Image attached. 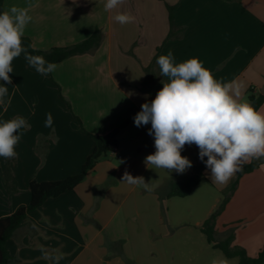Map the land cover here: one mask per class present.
I'll use <instances>...</instances> for the list:
<instances>
[{
	"label": "crops",
	"instance_id": "1",
	"mask_svg": "<svg viewBox=\"0 0 264 264\" xmlns=\"http://www.w3.org/2000/svg\"><path fill=\"white\" fill-rule=\"evenodd\" d=\"M105 2L3 1V12L12 6L29 8L33 19L23 37L36 50L74 45L96 30L104 38L97 49L57 64L47 76L30 67L23 54L13 61L5 98L11 102L7 111L0 107V120L22 116L30 127L22 130L15 149L18 158L0 157V219L30 203V181H59L80 173L94 150L81 124L89 134L106 135L151 102L141 87L145 68L158 49L159 56L171 50L176 63L197 57L217 79L243 84L244 101L250 90L260 93L264 86V0H125L120 10L136 16L126 25L114 21L116 12H106ZM168 6L174 7L178 30L171 39ZM162 87L161 82L155 85L153 99ZM258 111H264V104ZM47 113L52 116L51 127H45ZM150 128V123L136 127L132 118L120 131L115 151L101 159L82 183L30 212L6 243L7 264H51L42 258L41 246L53 254L64 253L59 264H170L175 249L170 255L166 242L183 223L170 219L174 198L166 200V192L170 182L191 175L200 162L199 149L193 144L182 150L181 155L192 161L185 176L148 168L144 160L156 150ZM8 163L18 188L13 194H8L4 179ZM125 171L152 181L153 191L123 183ZM236 176L226 185L216 184L206 167L204 180L180 199H191L203 183L222 193ZM220 203L219 196L207 203L195 225L200 228ZM187 213L193 217L186 211L184 218ZM242 221V228L235 226ZM230 228L235 230L234 246L257 257L264 247V163L241 177L218 216L216 235Z\"/></svg>",
	"mask_w": 264,
	"mask_h": 264
},
{
	"label": "clouds",
	"instance_id": "2",
	"mask_svg": "<svg viewBox=\"0 0 264 264\" xmlns=\"http://www.w3.org/2000/svg\"><path fill=\"white\" fill-rule=\"evenodd\" d=\"M125 0H106L104 10L115 11L114 21L120 25L131 24L136 16L123 11ZM33 17L28 7L12 6L0 12V107L10 106L9 87L14 71L13 61L24 55L30 67L43 76L54 72L56 63L43 56L32 55L23 45L24 31ZM160 76L166 77L163 87L151 102L141 105L134 117L136 127L151 124L148 135L154 136L155 152L146 156L144 163L152 169H164L183 174L192 167V161L181 152L184 147L196 145L199 159L210 170L211 182L226 185L245 163L264 159V111H258L241 99L244 85L235 81L224 82L204 67L197 57L176 63L173 52L157 58ZM14 86L13 88H16ZM51 113L46 114L45 127L52 126ZM29 126L26 118L15 116L0 120V157L18 158L16 146L23 131ZM205 157L207 160L205 161ZM122 182L151 192L152 181L143 176H133L127 171ZM42 258L59 264L64 253L53 254L40 247Z\"/></svg>",
	"mask_w": 264,
	"mask_h": 264
},
{
	"label": "trees",
	"instance_id": "3",
	"mask_svg": "<svg viewBox=\"0 0 264 264\" xmlns=\"http://www.w3.org/2000/svg\"><path fill=\"white\" fill-rule=\"evenodd\" d=\"M3 1L0 0V6L3 12ZM169 10V24L170 33L168 39L173 38L177 35V28L174 23V7L168 6ZM103 33L100 30H96L92 36L88 39L79 42L77 44L66 46V47H54L48 51L33 50L29 48V53L32 55L43 56L49 62H54L57 64L78 55H83L90 53L97 49L103 41ZM23 43L27 47L32 45L29 38L23 37ZM160 49H158L151 64L145 68L146 79L141 87V90L149 94L153 99L154 87L157 83L161 82L163 77L158 73L157 58L159 56ZM62 101L66 106L71 109L68 101L61 96ZM247 101L250 102L255 109L259 110L264 104V96L262 94L255 93L250 90L247 94ZM137 112L131 113L128 119L123 123L120 128L113 130L106 135H96L89 134L81 124V131L89 135L94 142V150L92 154L88 157L87 161L83 165L79 174L70 176L66 179L52 182H38L36 180L30 181L29 191L31 195V201L26 207L20 208L14 214L0 219V264H7L10 260V254L6 248L7 241L13 236L14 232L19 229L27 215L41 207L48 199L57 198L62 194L74 190L80 183H82L86 175L94 170L96 165L101 161V159L109 156L118 147V136L120 131L128 125L130 120L135 117ZM205 161L207 157L204 158ZM264 159L256 160L254 159L251 163L243 165V170L237 173L236 178L232 181L228 188V195L225 200L220 204V206L214 211V213L203 223L200 227L201 232L205 235L206 240L209 245L214 249H218L223 252L227 258H238V264H264V247L259 252L257 257L252 258L248 256L245 249L240 247H232L235 239L234 233L228 235L223 241H217L216 239V221L218 216L223 212L227 202L230 200L231 196L234 194L241 177L247 173H250L257 169ZM206 165L200 160L198 165H195L191 175L180 181H172L168 185L165 199L171 198H185L188 197L192 191L204 180V170ZM4 179L6 183V190L8 194H13L18 192L17 183L13 175V171L9 165L4 171Z\"/></svg>",
	"mask_w": 264,
	"mask_h": 264
},
{
	"label": "rangeland",
	"instance_id": "4",
	"mask_svg": "<svg viewBox=\"0 0 264 264\" xmlns=\"http://www.w3.org/2000/svg\"><path fill=\"white\" fill-rule=\"evenodd\" d=\"M185 173L182 175L185 176ZM176 174L179 175L178 173ZM228 188L222 193H217L216 189H214L210 184L203 183V185H201V187L193 193L191 199L188 198L187 201H183L177 197L173 199L170 219L177 223H183V226L177 230V234L175 236H169L170 238L166 242L170 255H172V251L175 249V253L172 255L175 259L173 260L169 257L170 264L239 263L238 258H227L222 251L214 249L211 245H209L205 235L201 232L200 228L195 225L196 220L204 215V206L211 204L217 196H219L223 202L228 195ZM201 203L203 210L201 209ZM186 211H192L193 217L190 218L189 213H187L184 218L183 214ZM244 224L245 223L243 221L237 222L235 226L242 228ZM234 231V228H230L221 234L216 235L217 241H223L228 235L234 233ZM232 247L235 248L234 244H232Z\"/></svg>",
	"mask_w": 264,
	"mask_h": 264
},
{
	"label": "water",
	"instance_id": "5",
	"mask_svg": "<svg viewBox=\"0 0 264 264\" xmlns=\"http://www.w3.org/2000/svg\"><path fill=\"white\" fill-rule=\"evenodd\" d=\"M260 94H262L264 96V86L262 87V89L260 90Z\"/></svg>",
	"mask_w": 264,
	"mask_h": 264
},
{
	"label": "built area",
	"instance_id": "6",
	"mask_svg": "<svg viewBox=\"0 0 264 264\" xmlns=\"http://www.w3.org/2000/svg\"><path fill=\"white\" fill-rule=\"evenodd\" d=\"M113 153V152H112ZM120 158V157H119Z\"/></svg>",
	"mask_w": 264,
	"mask_h": 264
}]
</instances>
